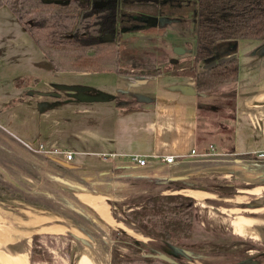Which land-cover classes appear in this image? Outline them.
<instances>
[{
    "label": "crops",
    "instance_id": "1",
    "mask_svg": "<svg viewBox=\"0 0 264 264\" xmlns=\"http://www.w3.org/2000/svg\"><path fill=\"white\" fill-rule=\"evenodd\" d=\"M153 19L146 25L164 29L155 38L170 62L192 54L188 20ZM232 57L236 82L211 94L196 92L193 78L178 73L57 72L1 5L0 264H30L35 234L121 227L108 201L154 194L191 197L210 220L213 208L228 211L229 222L218 224L263 246L264 40L219 41L197 70ZM39 144L45 152L27 146ZM130 155L146 164L132 163ZM60 201L81 221L60 218Z\"/></svg>",
    "mask_w": 264,
    "mask_h": 264
},
{
    "label": "trees",
    "instance_id": "2",
    "mask_svg": "<svg viewBox=\"0 0 264 264\" xmlns=\"http://www.w3.org/2000/svg\"><path fill=\"white\" fill-rule=\"evenodd\" d=\"M95 1L105 3L95 6ZM3 4L18 17L57 72H115L141 78L178 73L192 77L195 91L205 94L216 93L237 79L236 57L197 70L199 62L212 56L217 42L264 40V0H0ZM151 18L189 20L192 54L170 62L155 38L164 29L147 26ZM137 33L155 36L142 44L135 38ZM112 216L116 219L113 212ZM124 216L141 234L174 248L210 254L242 250L200 241L205 239L201 232L232 235L226 226L213 225L195 200L182 194H154L127 204ZM39 239V234L32 236L30 264L41 259L36 257ZM128 247L142 255L114 254L115 264H172L153 257L142 244Z\"/></svg>",
    "mask_w": 264,
    "mask_h": 264
},
{
    "label": "rangeland",
    "instance_id": "3",
    "mask_svg": "<svg viewBox=\"0 0 264 264\" xmlns=\"http://www.w3.org/2000/svg\"><path fill=\"white\" fill-rule=\"evenodd\" d=\"M148 21L152 22L154 19L151 18L148 19ZM158 21L163 23L167 21V19L162 18V20ZM185 24L186 22L184 21V24L182 25ZM185 35L186 33L183 32L182 36ZM189 35L192 36L191 28L189 30ZM142 36H145L146 40H139L136 35L135 38L139 41V43L144 44L148 37H154V34L150 36ZM186 39L189 41L190 38ZM176 42L181 43L180 40ZM91 79L94 83L100 82L98 76H91ZM130 203L131 202L108 201L111 212H113L116 217V219H114L117 222H121V227H115V229H107L104 231L93 230L86 233L71 230L70 232H65L64 234H39L40 247H37L36 249L40 252L39 255L38 253L36 254V257H41V259L32 263L90 264L87 257L83 254L88 253L89 258L95 264H115L113 261L114 254L124 255L125 257L130 258H139L142 255L141 253H136L133 248L130 249L128 247H134L136 242L142 244L144 250L149 252L150 255L164 256L172 264H264V244L263 246L251 245V247H249V245L246 244L248 242H242L237 238L230 237L227 233L226 236L219 237L213 234H205L204 232H201L200 234L205 236V239L200 238V241L204 240L202 242L215 241L217 243H226L232 247L237 246V249L242 250L231 253L210 254L199 252L197 250L174 248L160 240L147 237L141 234L126 220V217L124 216L125 205ZM211 211V217L215 223L210 220V218L209 220L212 221V223H214L213 225L216 227L221 225L218 223L222 219L225 222H229L230 216L227 215L229 213L228 211L221 213L219 212L220 210L216 208H213ZM58 212L61 216L60 218L64 216L66 219L68 218L70 222L72 221V223L81 221L80 217L69 214L72 213V211L66 207L64 201H60V208L58 209ZM85 213H87V211H85ZM120 231H123L125 234ZM246 248L251 249L248 251ZM184 251H187V253Z\"/></svg>",
    "mask_w": 264,
    "mask_h": 264
},
{
    "label": "built area",
    "instance_id": "4",
    "mask_svg": "<svg viewBox=\"0 0 264 264\" xmlns=\"http://www.w3.org/2000/svg\"><path fill=\"white\" fill-rule=\"evenodd\" d=\"M28 148H30L31 150L33 151H37V152H45V148L43 147V145L39 144L38 146H35V147H32L31 145H27ZM51 153V151H50ZM191 154H195V151L194 150H191L190 151ZM65 158L67 160H70L71 159V153L70 152H66L65 153ZM129 160L134 163V164H137L138 166H143L146 164V158L145 157H142L140 155H130L129 156ZM162 160L165 162V163H172L174 161V157L173 156H164L162 158Z\"/></svg>",
    "mask_w": 264,
    "mask_h": 264
},
{
    "label": "water",
    "instance_id": "5",
    "mask_svg": "<svg viewBox=\"0 0 264 264\" xmlns=\"http://www.w3.org/2000/svg\"><path fill=\"white\" fill-rule=\"evenodd\" d=\"M47 1H50V0H47ZM104 3H105L104 1H95L94 2V5L95 6H99V5H102ZM174 52H176V53H183V50L180 51V50H178V48H175L174 49ZM99 98H101V99H109V97L107 95H105V94H99ZM184 252L187 253V251H184ZM153 256L156 257V258H160V259H163V260L168 261V259L166 257H164V256H160V255H153Z\"/></svg>",
    "mask_w": 264,
    "mask_h": 264
},
{
    "label": "bare ground",
    "instance_id": "6",
    "mask_svg": "<svg viewBox=\"0 0 264 264\" xmlns=\"http://www.w3.org/2000/svg\"><path fill=\"white\" fill-rule=\"evenodd\" d=\"M93 195V194H92ZM94 196V195H93ZM98 196V195H97ZM101 197V196H100ZM100 199V198H99ZM102 199H103V196H102ZM86 200V199H85ZM105 204H107V203H105ZM99 207V206H98ZM97 209V208H96ZM109 209V208H108ZM109 215V214H108ZM243 226V225H242ZM52 228V227H51ZM54 231V230H53ZM139 235V234H138ZM86 257H87V259H88V261H89V263L90 264H94L93 262H92V260L89 258V255H88V253H83Z\"/></svg>",
    "mask_w": 264,
    "mask_h": 264
}]
</instances>
